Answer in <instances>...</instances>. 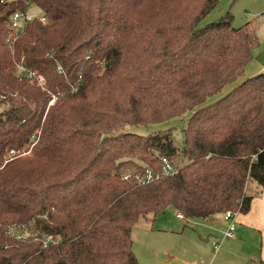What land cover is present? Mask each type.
Wrapping results in <instances>:
<instances>
[{"label": "trees", "instance_id": "1", "mask_svg": "<svg viewBox=\"0 0 264 264\" xmlns=\"http://www.w3.org/2000/svg\"><path fill=\"white\" fill-rule=\"evenodd\" d=\"M3 1L0 264H140L133 230L151 215L250 211L264 193V73L246 78L257 24L228 13L201 27L219 0H31L48 22L8 42L26 6ZM188 114L182 147L172 131L129 130ZM163 157L177 174L122 179ZM25 224L56 242L6 234Z\"/></svg>", "mask_w": 264, "mask_h": 264}, {"label": "crops", "instance_id": "2", "mask_svg": "<svg viewBox=\"0 0 264 264\" xmlns=\"http://www.w3.org/2000/svg\"><path fill=\"white\" fill-rule=\"evenodd\" d=\"M219 4L230 7L231 12L238 6L258 11L264 5V0H219ZM232 13H236L235 10ZM263 71L264 69L259 73L262 74ZM210 219L215 221L211 222ZM210 219L192 221L199 223L198 228L201 230V234L195 231L197 239L193 246L188 237H183L187 227L173 225L161 229L171 235H167V239H159L160 246L166 248L164 259H160L158 264H264V193L254 198L248 213L238 214L233 239L224 236L228 224L223 215L219 214ZM176 220L184 219L178 218L177 213ZM182 243L187 246H178ZM215 244L220 245L218 251L215 250Z\"/></svg>", "mask_w": 264, "mask_h": 264}, {"label": "rangeland", "instance_id": "3", "mask_svg": "<svg viewBox=\"0 0 264 264\" xmlns=\"http://www.w3.org/2000/svg\"><path fill=\"white\" fill-rule=\"evenodd\" d=\"M230 7L227 8L226 5L219 4L216 10H214L202 23L201 27H204L208 24L219 21L221 18L226 16L228 13H231L234 17L233 26L235 28H240L247 24L248 22L257 24V37H258V47L254 51V58L248 66V72L246 73L247 78H251L252 76H257L261 70L264 69V5H262L258 11H253L251 8H240L239 6L233 9L232 13ZM33 14L41 15L42 11L37 6L32 7ZM236 14V15H234ZM250 16H248V15ZM259 57V58H258ZM258 58V59H256ZM264 73V72H263ZM242 80V79H241ZM240 80V81H241ZM233 85H228L224 88V90L212 97L206 105L213 104L218 100L225 97L233 88ZM190 114L186 116L184 119H173L168 122H164L157 125H151L149 127H137V128H129L130 131L147 136L153 133L159 132H167L172 131L174 135V139L178 146L182 147L184 141L183 130L185 129L187 122L190 118ZM181 164V166H183ZM176 210L172 207L168 208L164 213L158 215L154 218L153 215L149 216L147 220H141L133 230V249L134 254L140 264H158L160 259H164V248L161 247L160 238L167 239V235H171V233H167L161 229L172 227L175 225L176 227H187L186 234L183 237H188L193 244L197 239V231L201 234V230L198 228L199 223L192 222L194 220H186L183 221L176 220ZM202 221V220H201ZM209 221L213 222L215 219H210ZM210 222V224H211ZM212 225V224H211ZM175 232V231H174ZM178 233V232H175ZM182 235V234H181ZM162 240V239H161ZM178 246L187 245L182 243ZM181 248V247H180Z\"/></svg>", "mask_w": 264, "mask_h": 264}, {"label": "built area", "instance_id": "4", "mask_svg": "<svg viewBox=\"0 0 264 264\" xmlns=\"http://www.w3.org/2000/svg\"><path fill=\"white\" fill-rule=\"evenodd\" d=\"M21 1L26 6L23 10H18L15 12L9 20V36L8 42L16 41L20 33L30 23L39 21L41 24H46L48 22L47 17L43 14L36 15L33 14L32 7H35L31 0H4L2 3L7 2H18ZM23 71H25L22 68ZM264 72V71H263ZM35 75L29 73V78H33ZM178 173V168L173 164V162L166 157L161 158V167L159 170H153L152 168H146L142 171L134 168H126L123 171L122 179L124 181L135 180L138 184L145 186L155 182H158L164 178L174 176ZM238 212L228 211L224 216V220L228 224L227 231L224 233L225 238L233 239L235 237L236 231V218ZM178 218L185 219L182 215H178ZM6 234L19 241H34L40 242L43 248H48L51 244L56 242L53 236L45 235L40 232L35 231L34 227L31 225H13L7 227ZM215 250L220 249L219 244H215Z\"/></svg>", "mask_w": 264, "mask_h": 264}]
</instances>
